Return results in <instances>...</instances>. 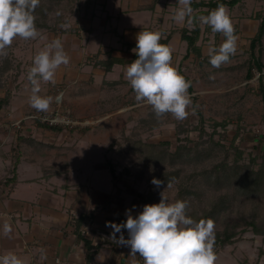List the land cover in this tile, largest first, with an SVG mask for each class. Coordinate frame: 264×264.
Here are the masks:
<instances>
[{"label":"rangeland","instance_id":"rangeland-1","mask_svg":"<svg viewBox=\"0 0 264 264\" xmlns=\"http://www.w3.org/2000/svg\"><path fill=\"white\" fill-rule=\"evenodd\" d=\"M40 2L50 10L46 17L35 12V22L45 21L51 27H37L40 35L36 39L17 37L7 49V57H0V99L7 98L0 109V139L14 148L13 161L22 150L28 155L40 150L45 160L56 163L41 170L43 175L45 171L62 170L59 163L67 160L73 168L72 180L81 177L83 184H90L87 173H98L92 184H102L109 192L113 191V182L106 170L112 164L120 174L118 184L135 198L132 203H158L164 191L169 202L187 201L189 210L201 213L202 209L211 210L222 197L230 200L235 195L233 216L243 214L247 220L264 224V34L252 47L263 22L264 0H242L234 7L227 6L239 39L236 53L219 68L209 63L207 48L218 47L223 35L213 33L198 19L192 25L175 22L172 16L177 0H159L153 9H142L153 0ZM193 9V15L199 13V17L207 15L200 12L209 7ZM64 24L68 27H61ZM196 25L200 27L196 43L199 51L186 59L187 43L175 30L184 26L192 30ZM142 30L159 31L163 37L173 32L169 46L172 63L191 85L187 119L178 121L170 113L157 118L151 106L138 103L124 75L128 64L117 65L108 74H104L103 66L95 65L109 54L132 58L134 52L120 39L136 42V34ZM55 39L61 40L71 59L57 70L54 85L41 82L40 94L54 100L48 112H38L28 102L31 84L27 74L34 56ZM257 60L263 63L261 71ZM37 119L62 125L63 130L40 127ZM18 135L33 141L18 142ZM185 143L192 150L172 161L176 148ZM12 166V175L16 176L14 163ZM261 168L263 173L257 176ZM176 169L180 170L171 187L163 184L157 188L152 183L153 178ZM218 174L221 177L217 180ZM244 178L249 180L247 184L257 179L259 185L241 190ZM57 179L63 180L60 175ZM181 188L197 194L188 195ZM217 222L215 230L224 225V219ZM226 246L231 247V254L227 252L230 258L217 252L216 264L228 263L229 259V264H234L233 256L235 264H264V235L256 234L251 227L240 231L235 242Z\"/></svg>","mask_w":264,"mask_h":264},{"label":"clouds","instance_id":"clouds-1","mask_svg":"<svg viewBox=\"0 0 264 264\" xmlns=\"http://www.w3.org/2000/svg\"><path fill=\"white\" fill-rule=\"evenodd\" d=\"M192 3L193 0H177L172 19L192 25ZM39 5L40 0H0V57H7V49L17 37L23 40L39 37L35 23V10ZM197 19L210 26L213 33H221L224 37L218 47L209 45L207 48L209 63L213 68H219L236 53L239 39L229 9L224 3H218L209 14ZM61 27L67 28L68 25ZM161 39L159 31L137 33L136 46L132 50L137 58L126 66L124 75L138 103L151 106L157 118L170 113L182 121L188 118L187 109L192 104L188 93L190 81L176 69L172 63V49L162 44ZM70 59L60 39L52 40L34 56L33 66L27 74L31 84L30 107L38 112L49 111L54 98L40 94L41 82L54 85L57 70L61 65H68ZM152 183L160 188L163 182L153 178ZM187 208V201L169 202L161 191L158 203L145 204L136 215L126 209L125 221L106 222V226L113 230L111 237L119 245L129 248V264H138L137 256L142 258L143 264H215V222L212 219L197 221L187 214ZM0 220L3 221V234L9 235L12 232L11 218L4 216ZM125 229L127 238L122 231ZM116 233H120L118 239ZM0 264H27V261L14 252H7L0 255Z\"/></svg>","mask_w":264,"mask_h":264},{"label":"crops","instance_id":"crops-1","mask_svg":"<svg viewBox=\"0 0 264 264\" xmlns=\"http://www.w3.org/2000/svg\"><path fill=\"white\" fill-rule=\"evenodd\" d=\"M103 71L108 74L105 69ZM52 143L55 144V141ZM12 154V147L0 139V217H10L12 225V232L6 236L2 232L3 221L0 220V255L14 252L27 264H129V248L119 245L111 237L113 230L106 226V222L117 223L122 216H126V209H131L133 215L138 214L144 206L143 201L132 203L135 198L124 191L119 182L114 183L112 174V192L108 187L103 188L102 184H92L97 180L98 173H87V183L90 184H83L81 177L72 180L73 168L71 164H66L67 160L59 163L62 170L45 171L43 175L41 170L56 163L45 160L46 156L40 150L32 151L31 155L22 150L16 168V183L5 185L3 178H12L11 168L15 161ZM96 168L106 170L102 165ZM106 172L111 173L110 169ZM64 173L66 177H63ZM59 175L62 182H56ZM43 181L47 183L42 184ZM79 216L85 217L78 228L76 219ZM122 231L127 238V230ZM79 233L99 247L92 263L87 259L86 245L79 238ZM119 236L120 233H116L117 239ZM230 249L229 246L222 247L218 253L224 252L230 258L227 255V252L231 254ZM232 258L235 264V257ZM137 261L143 264L139 256ZM229 263L231 259L228 263L222 262Z\"/></svg>","mask_w":264,"mask_h":264},{"label":"trees","instance_id":"trees-1","mask_svg":"<svg viewBox=\"0 0 264 264\" xmlns=\"http://www.w3.org/2000/svg\"><path fill=\"white\" fill-rule=\"evenodd\" d=\"M159 0H153L152 5L148 6V8H142V9H153L155 7V5L158 3ZM242 0H210L208 2H205L203 0L200 1H193L192 3V7H199V6H206L209 7V9L207 11H202L200 13L203 14H209V12L211 10H213L218 3H224L226 6H230V7H234L236 6L238 3H240ZM50 10V6H45L40 2L39 7L35 10V12H38L39 14H41L42 16L46 17L48 15V11ZM199 13H196L193 15L194 20L197 19ZM38 22V21H37ZM35 22L37 27H48L50 28V24H48L47 22ZM55 28V26H52ZM180 33L181 39L187 43V52L184 56V58H189L190 54L194 51V53L196 54L197 51H199L198 46H197V40L199 37V33H200V27L196 25V27L192 30H189V28L187 27H182V28H177V30H175V33ZM264 34V17H263V22L262 25L259 28V32L257 34V36L253 39L252 41V47H255V43L257 41H260L262 36ZM173 36V32H169L165 37H162L161 39V43L162 44H166L168 45L169 41L171 40ZM123 37V36H122ZM121 43L129 50H133L136 46V42H128L125 41L124 39H120ZM198 54H200L198 52ZM136 54L134 53L132 55V58L130 59H125L122 57H118V56H114L112 54H109V57L106 59H100L97 60V62H95L96 66H103V68L105 69L106 73H109L110 71H112L113 67L117 64H128L131 63L133 60H135ZM256 65L258 67V69L261 71L263 69V63L260 60L256 61ZM248 76H251V72H249ZM190 88V87H189ZM264 92V90H263ZM264 94V93H263ZM9 97V96H8ZM7 99V98H6ZM6 99H0V109L2 108V104H4L6 102ZM38 121V126L40 127H46L49 130H53V131H61L63 130V126L62 125H52V124H47L44 123L43 121H41V119H37ZM18 142H23V140H32V138L30 139V137L24 136V135H18L17 138ZM33 141V140H32ZM161 144H164L161 143ZM14 151V148L12 149ZM192 150L191 147L188 146V144H180L177 148L176 151L172 157V161L181 158L182 156L186 155L187 153H189ZM202 153V152H201ZM239 154L241 153V151L238 152ZM20 156L17 157V159L13 162L15 165V169L13 170L16 173V168H17V164L19 162ZM263 165H264V160H263ZM110 172L112 174V178L114 180V183L117 184L119 182V178H120V174H117L115 166L114 165H110L109 167ZM180 169H176L174 171H167L163 176L159 177L158 180L162 181V185L163 184H169L171 183V181H173V178L175 175L178 174ZM262 168L257 172V176H260L262 172ZM220 175L218 174L217 176V180L220 179ZM249 180H246L245 178L242 180V184H241V190L242 188L245 189L247 188L248 190L252 189L255 185L258 186L259 184V180L257 179H252L250 181H252V184H247ZM241 182V181H240ZM16 183V176L8 179V181H4L3 184L7 185V184H15ZM254 183V184H253ZM181 192H186L188 195L194 194L196 195L197 192H195L194 190H191L189 188H181L180 190ZM235 195L230 196V200H228L226 197H222L219 203H216L211 210H203L201 211V213H196L195 211H191L189 210V208H187V214L189 216H191L193 219L195 220H200V219H212L215 223L217 221H219V219H224V225L222 227H220L218 230H215V245H214V251L215 253H217L224 245L227 244H232L235 242V240L238 237V233H240V231H246V229L248 227H251L252 231H254L256 234L258 235H264V224H259L257 223L255 220H247L245 219V216L243 214H237L236 217L233 216V207H232V201L235 199ZM151 200H154V196H150ZM147 201V200H146ZM84 217L85 216H79L76 219V223H77V227H81L83 221H84ZM127 219L126 216H122L117 223H122L123 221H125ZM218 223V222H217ZM80 237L82 240H84L85 245H86V250H87V259L90 263L93 262L94 257L96 255V253L99 250L98 246H94L92 245L91 240L84 238L81 233H79ZM222 245V246H220Z\"/></svg>","mask_w":264,"mask_h":264},{"label":"built area","instance_id":"built-area-1","mask_svg":"<svg viewBox=\"0 0 264 264\" xmlns=\"http://www.w3.org/2000/svg\"><path fill=\"white\" fill-rule=\"evenodd\" d=\"M52 122V121H51ZM54 122V121H53Z\"/></svg>","mask_w":264,"mask_h":264}]
</instances>
